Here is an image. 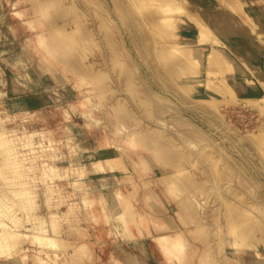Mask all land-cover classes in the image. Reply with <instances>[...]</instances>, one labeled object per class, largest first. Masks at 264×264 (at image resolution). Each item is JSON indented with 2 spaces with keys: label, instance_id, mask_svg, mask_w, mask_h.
<instances>
[{
  "label": "rangeland",
  "instance_id": "obj_1",
  "mask_svg": "<svg viewBox=\"0 0 264 264\" xmlns=\"http://www.w3.org/2000/svg\"><path fill=\"white\" fill-rule=\"evenodd\" d=\"M16 1L0 0V125L4 124L10 128L25 127L29 131L37 132L56 129L58 125L67 127L65 130L51 133L52 142L56 147L55 152L51 154L59 164L51 180L52 186L61 188L66 194L71 192L74 195L73 201L79 202L84 189L98 193L100 190L130 188L131 185L125 182L124 172L117 169L120 164L126 165L132 180L140 188H146L144 178L154 180L164 174L173 173L175 168L179 167L184 170L180 178L183 193L172 195L167 201L161 192L162 196L157 198L153 210L147 208L142 196H139L137 210L143 207L149 213L160 214L161 217L172 215L187 236L189 229L194 226L184 225L178 213L184 214V197L190 196L187 188H191V184L195 182L198 187L203 188V194H198L197 200L202 206L200 216L207 225L208 235L187 236L196 253L191 264H199L197 255L205 251L207 241L211 244L210 252L218 264H264V209L260 211L256 208L258 204L264 208V147H261L264 146V110L261 111L264 104V0H220L222 5L219 0H178L179 4H174L177 0H143L145 3L142 0H128L129 3L127 0H64L63 4L57 3L56 0H35L37 3L41 1V12L47 5H54L55 8L49 22L39 26L35 33L47 30L49 35V31L54 28L66 34L70 33L75 26L69 23L70 14L67 9L69 5L77 4L79 9L75 14L81 21L83 31L91 32L97 41V46L93 49L74 47L71 50L72 57L66 64L50 62L42 48L36 46L35 34L27 28L12 26V4ZM93 3L102 15L107 16L113 23L115 39H112L111 43L105 38L99 25L101 17L96 14ZM166 3L180 5L183 10L178 11L179 17L175 12L172 14L173 17H178L179 23L171 28L156 22L158 16L165 13L163 9L158 7L157 11L152 13L143 8V5L161 6ZM32 6L33 0H24L20 6L26 12V19L37 13ZM182 12L188 15L184 13V16ZM186 17H189L190 21ZM193 20L196 23L191 22ZM201 26H206L204 31H207L203 32ZM176 30L180 32L178 39L182 42L200 47L201 65L185 54L164 57V50L173 47L174 43L169 33ZM55 39L50 40L58 41ZM212 40L221 45H212L215 43ZM118 51L121 54H118ZM218 56H222L221 60ZM212 57L215 62L211 63ZM167 59L175 63H169ZM120 60H126L127 64L118 63ZM86 70H102L106 73L104 84L108 87L104 99L94 90L88 74L81 72ZM223 81L226 84H223ZM226 89L228 93H224L227 92ZM23 95L32 99L42 95L45 102L41 106L32 105L28 99L15 102V99ZM118 99L126 104L125 114L113 112V106L117 104ZM209 101L211 103H207ZM210 105L211 110L215 107L218 110L212 113L214 111H210ZM63 108L69 113L67 121L61 115ZM35 109L42 110L45 116H39ZM151 128L152 131H157L152 135L139 137L147 143V148L139 154L148 159L150 167L149 174L144 177L135 169V159L128 158L119 149L123 147V141L128 134L146 132ZM120 129L123 132L120 133ZM253 133L257 134L258 140L259 134L263 133V140L260 139L263 144H259L260 141ZM248 138L254 140L253 143H250L252 141ZM205 139L213 140L212 144ZM34 140L38 142L42 138L36 134ZM196 141L201 142L203 147L193 148L191 145ZM113 152L121 155L120 163L111 162L116 167L114 171L107 164H104L106 169L95 165L96 158L112 155ZM153 153L155 158H151ZM10 154L8 152L9 157H6L8 162L12 161L13 167ZM1 155L0 166L4 164L2 160L6 159V154ZM9 168L11 170L8 166L6 169L10 173ZM13 170L11 173L15 171ZM11 173L5 176L1 172L0 175H4L2 179H14L13 182L17 185L20 183L21 186H14L10 180L4 182V179L0 178V209L15 214L13 219L9 212H5L11 218L7 221L13 223L18 219L16 222L20 221L22 225L33 226L22 214L25 210L24 200L29 198V203L33 196L34 203L37 204L36 216L46 221L45 225L49 226V202L45 184L42 182L43 176L33 174L32 184L29 185L25 183L24 177ZM7 184L14 187H8ZM20 188L28 192L24 191L26 196L28 194V197L24 195V200L21 199L22 194L15 196L16 191H22ZM20 200H23L24 204H20ZM13 201L16 204H12ZM60 209L66 208L61 206ZM243 210L252 215L242 218ZM109 214L112 216L110 209ZM115 222L107 225L103 221L101 226L96 227H99L100 232L94 236L93 254L86 264H108L111 253H119V257L131 264L124 251L137 254L141 259L140 264H164L163 255L155 250V244L150 241L148 231L152 226L147 222L140 224L145 234L136 238L144 241L146 245V251L140 253L133 249L131 241L117 232ZM80 225L86 226V223L82 221ZM232 226L237 231H240V227L248 226L246 235L248 243L253 247L233 248L239 234H231ZM218 229L219 237L216 236ZM88 231L94 234L98 230ZM63 236L68 240L75 239L74 235L64 233ZM24 246L29 255L34 254L36 247L29 241L21 245L22 248ZM117 249L121 250L118 252ZM72 251L70 248L65 252V256L69 258L68 253ZM255 252H259L262 257L257 258ZM69 262L65 259L64 262L54 264H70ZM0 264L15 263L1 254ZM25 264L35 263L30 259Z\"/></svg>",
  "mask_w": 264,
  "mask_h": 264
},
{
  "label": "bare ground",
  "instance_id": "obj_2",
  "mask_svg": "<svg viewBox=\"0 0 264 264\" xmlns=\"http://www.w3.org/2000/svg\"><path fill=\"white\" fill-rule=\"evenodd\" d=\"M127 1H125V2H127ZM147 1L148 0H146V2ZM177 1H174V4H175V2H176V4L177 3L179 4V1L178 2ZM221 1H223V0H221ZM221 1H220V3L218 2L220 5H222ZM56 2L63 4L64 0H56ZM136 2H138V1H136ZM142 2L145 3V1H143V0H142ZM23 3H24V0H17L15 3L12 4L14 12H13L12 17H11V24H12V26L17 25L20 29L27 28V29H29V31L31 33L35 34L36 46L42 48L43 52L47 55V58L50 62L66 64L67 61L72 57L71 50L74 47L76 48V46H80L83 50H88L90 48L93 49L95 46H97V41L95 40L93 34L91 32L85 33L83 31L81 21L78 20L77 14H75V13H78L77 10L79 9V7H78L79 5L77 6V4H72V5L68 6L67 10H69V14H70L69 23L75 26L71 29L70 33H68L71 36H68V34H66V32L59 31V30H57V28H54L51 31H49V35L46 32L47 30L41 31L39 33H35L39 26L40 27L44 26L46 23L49 22V19L52 17V15L55 12L54 5H47L43 9V11L41 12L40 11L41 1L39 3H37V1L33 0L32 9L34 11H36L37 13L32 18L26 19V12L20 8V6ZM128 3H129V1H128ZM141 3H139V4H141ZM158 7L160 9H163L162 11H163V13L164 12L165 13L163 15L160 14L159 15L160 17L158 16V18L156 19V22H158L161 25L167 26V28H171L173 25H176L177 23H179V21H178L179 16L178 15L180 14V12H179V14H177V13L180 10L183 11L182 8L180 7V5H173V3H166V4L161 5V6L143 5V8L149 9L148 12H152V13L156 12ZM93 8H95L96 14L99 17H101V19H99V25H100L102 31L104 32V35L106 36L105 38H107L108 42L111 43L112 39L113 40L115 39L114 38L115 29H114L112 21L107 16L102 15L99 8L95 7L94 3H93ZM134 9L136 10V8H134ZM159 10H158V12H159ZM174 12L177 14L178 17H173L172 14H175ZM184 13L186 14V12H184ZM185 14H184V16L188 15V14H186V15ZM138 15L140 16L139 13H138ZM174 16H176V15H174ZM180 16H182V15H180ZM186 18L188 19V21H190L189 17H186ZM191 20H192V18H191ZM200 20L203 21V19H200ZM191 22H194V20ZM142 23H143V21H142ZM194 23H196V22H194ZM143 25H145V23ZM206 26H201L203 32L207 31V29H206V31H204L205 30L204 28H206ZM150 33H151V31H150ZM195 33H196V31H195ZM151 34H153V33H151ZM198 34H200V33H198ZM169 35H171L172 39H174V43H173V47L164 50V54H165L164 57L165 58L166 57H169V58L173 57V55H179L180 54V56H181L182 54H185L189 57H192L193 61L195 63H197V64L201 63V56H200L201 55V49L198 45H193V44H188L186 42H182L180 39H178L179 35H180V32L178 30H176L172 33H169ZM55 38L58 41H56V42L51 41ZM142 39H143V37H142ZM144 39H146V38H144ZM155 39H157V37H155ZM201 39H199V44H200ZM146 40H148V39H146ZM146 40H144V41H146ZM153 40H154V38H153ZM160 41H163V40H160ZM212 42H215V40L214 41L212 40ZM213 44L215 45L216 42L212 43V45ZM154 45H156V44H154ZM216 45H219V43H217ZM153 50H155V48ZM118 54H121L120 51H118ZM220 57L222 58V56H218L219 60H221ZM210 60H211V63L213 61L215 62V59L213 57L210 58ZM166 61L169 63H171V62L175 63L171 59L170 60L167 59ZM118 63L127 64V61L126 60H120ZM200 68L202 69V67H200ZM81 72H85L88 74L89 80H91V84L93 85L94 90L99 92V94L101 95V96H99L100 98L104 99L106 94H107V91H105V90L108 87V85L104 84V80L107 78L106 73L102 70H97V71H90V70L87 71L86 70V71H81ZM137 74H139V73H137ZM254 78H255V76H254ZM242 79H244V78H242ZM255 79L257 80V78H255ZM191 81L193 82V80H191ZM191 81H189V82H191ZM196 81L199 82L198 80H194V82H196ZM82 82H85V81H82ZM206 83L207 82H205V84ZM257 83H259V82H257ZM36 84H38V82ZM223 84H226V82H224ZM223 86H225V85H223ZM205 87H206L205 89H207V86H205ZM224 88H226V87H224ZM226 90H227V92H224V93L229 92L228 89H226ZM226 90H224V91H226ZM10 98H12V97H10ZM149 98H150V96H149ZM155 98H157V97H155ZM27 99L33 103L32 105H37V106H41L45 102V99H44V97H42V95L36 96V97H34V99L30 98L28 95L27 96L23 95L21 98L19 97V98L15 99V102H19L20 100H27ZM157 100L160 101V99H157ZM90 102H92V101H90ZM207 103H211V102L209 101ZM212 103H214V102H212ZM262 103H264V99H263ZM254 104L258 105L257 103H254ZM262 107L264 108V104ZM211 108H212V106L210 105V111L218 110L216 107L212 110H211ZM263 108L261 109V111L264 110ZM126 109H127L126 104L123 103V101H121L120 99H118L117 104L113 106V112L115 114H121V115L125 114ZM169 109L173 110L170 107H169ZM34 111L36 113H38L39 116H41L42 114L43 115L45 114V113H43L42 110L39 111V110L35 109ZM175 111H176V109H175ZM215 111L212 113H215ZM68 114H69L68 111L65 108H63V110L61 111V115L65 121H67L69 119ZM90 114H91V112L89 113V116H90ZM217 115H218V113H217ZM47 116H49V115H47ZM217 117H219V116H217ZM176 119H178V118H176ZM0 121H1V119H0ZM184 122H185V119H184ZM190 125H192V124H190ZM163 127H165V126H163ZM65 128H67V127L66 126L61 127L58 125L56 129L50 128V130L47 129V130H43V131L41 130V131L37 132V131H29L25 127L24 128L23 127L22 128H10L4 124L0 125V158L2 156L1 154H3V153L6 154L4 156L6 159L3 157V159H5V160H2V161H4L3 163L5 165L2 164L1 165L2 168L0 166V173L2 172L5 176H9V174L11 173V170H13L15 168L14 170L18 171V172H15L13 170L14 172L11 174L14 175V173H18L17 176H20L21 178L24 177L26 179L25 183H27L29 185H30V183L32 184L33 174H37V173H38V175L40 174V176H43L42 182H44L43 184H45L46 192L48 195V202H49L47 205L48 209H49V213H48L49 226H46L45 225L46 221L40 220L35 214V212L37 211L36 210L37 204L34 203L35 197L33 198V196H32L31 197L32 199L28 203L27 201L29 200V198H27L28 200L26 199L27 201L24 200V197L26 196L25 195V192H26L25 189H24L25 192L22 190V188H20L22 190V191L20 190L21 192H19V190H18V192L16 191L15 194H17V195H15V196L17 197L18 195L22 194L23 198L21 196H19V197H21V199L24 200V203L26 202L25 204L22 203L23 200L22 201L20 200V202H19L20 204L25 205V206L21 205V206L25 207V210L23 207L22 208L20 207L21 209L24 210V212L22 213L23 217L27 222L31 223L33 226L22 225L19 223L20 221L16 222L18 220L17 218H16L17 219L16 221L13 220L14 221L13 223L8 222L7 219L9 218V216L5 212H9V210L3 212L0 209V256L2 254L8 259H12L13 263H15V264H25L30 259H32L35 264L61 263V262H64L65 259L70 261L69 262L70 264H86L87 260L90 259L92 257V254H93L92 250H94V245H95V242L93 243L94 236L97 235L98 232H100V229H98L99 227L98 228H96V227L101 226V223L103 221L107 225H109V224L111 225L112 222L116 221L115 223L117 224L116 225L117 232L119 231V233L125 239H128L129 241H131L133 249L137 250L140 253H143V251H146V247H145L146 245H144V241H142L136 237L139 235L145 234L141 230L140 224H145L147 222L149 224V226H152V228L148 231L150 238H151L150 241L155 244L154 245L155 250L158 251L161 255H163L164 258L162 260H163L164 264H191L192 261L194 260V258L196 257V253L193 251V249L191 247L192 243H191V241H189L187 236L195 237L196 235H204V234L206 236L208 235L207 225L204 223V219L200 216V210L202 209V206L200 203H198V200H197L198 194H199V196H202L203 188L198 187L199 185H196V183L193 182L190 186L191 188H187V193L190 192V196H188L187 198L185 196L184 201H183V211H184L185 217H184L183 213L182 214L178 213L179 219L181 220V222L184 225L190 224V225L194 226L193 228L189 229V231H188L189 234L187 236L185 235V231H183L180 228L179 223L174 220V217L172 215L167 214V215H162V217H161L160 214L149 213L147 210H144L143 207L140 210H137V208H136V204H137L139 196H142L143 202L147 206V208L153 210V206L155 205L157 198H159V196L160 197L162 196V194H160L161 192H163V194H164L163 196H165L167 201L172 197V195L177 196V194L179 192H182L183 188L180 185V178H181V175L183 174L184 170L179 169V167L175 168V171L173 173L164 174L161 177L159 176L158 178H156L154 180L150 179V178H144L143 183L145 184L146 188H140V186L135 181L132 180L131 176L128 173L129 171H128V168L126 167V165H121V164L118 165L117 164L118 165L117 169L119 168V170L124 172L125 182H127L128 184L131 185L130 188H115V189H110V190H105V191L100 190L98 193L92 192L89 189H84L82 192L83 195H82L81 200L79 202L73 201L72 197L74 195L71 192H68L66 194L64 192V190H62L61 188H54V186H52V183H51L52 177L54 176V174H56V171L59 167V164L55 162L56 161L55 156H52V154H51L52 152H55V149H56V147L54 146V144L52 142V134L51 133L57 132V130H58V132L65 130ZM190 129H191V127H190ZM156 131L155 130L152 131V128H151L149 131H146V132L145 131H143V132L137 131V132L130 133V134H128V136L123 141L124 142L123 147H121L119 149V150H121V152L123 151L127 155L128 158L135 159V161H134L135 169L140 171L141 175H143L144 177L147 174H149L150 167H148V159L142 155H139L143 151V149L147 148V143L145 142V140L139 139V137L146 135V134L152 135ZM168 131H170V130L168 129ZM263 131H264V129H263ZM119 132L121 133L123 131L120 129ZM263 133L259 134L260 136L258 135L259 140L257 138V134L254 135V133H253V135L256 136V139L258 141H260V139H262L261 137L263 136ZM36 134L41 136L43 141L40 140V141L36 142L34 140V137L36 136ZM158 134H160V133H158ZM201 134H202V132H201ZM202 136H203V134H202ZM205 136H206V134H205ZM254 136L252 137V139H254ZM250 138H248V140L252 141L250 143H253V141L255 139L252 140ZM245 139H247L246 136H245ZM262 140L260 141V143L259 142L258 143L263 144ZM206 141H205V143H206ZM207 142L208 143L211 142V144H212L213 140L207 141ZM191 146H194L193 148L199 149V148L203 147V144L201 142L196 141V142H193ZM188 147L190 149V146H188ZM261 147H264V146L261 145ZM8 152H9V154L11 153L10 155H12L11 159H13V167L11 166L12 161H11V163H10V161L8 162V158H7V157H9L7 155ZM43 153H45V154L41 155ZM203 153L205 155V152H203ZM120 158H121V155L118 152H113L112 155H106L103 158H96V160H94V163L97 167L99 166L102 169H106L104 164H107L110 166L109 168L112 171H114L116 169V167L113 164H111V162L116 161V162L120 163V160H121ZM136 158H138V159H136ZM151 158H155L154 153L151 155ZM217 160H218V158H217ZM2 161H1V163H2ZM7 162H8V164H7ZM6 165L8 167H11V170L9 168L10 173L7 171ZM4 168L6 171L3 170ZM3 176L0 175V178ZM5 180H8V181L10 180V182H13L14 179L11 180L10 178L9 179L6 178V179H4V182H7ZM77 183H79V181H77ZM9 185H11V184H9ZM9 185H8V187H9ZM14 186L18 187V186H21V184L18 183V185H17L16 183H14ZM14 186H12V187H14ZM155 186H158L161 188H153ZM192 186H196V187L192 188ZM140 190H142L143 193ZM75 191H77V190H75ZM22 192H24V194ZM26 193H28V192H26ZM216 193L218 194V190ZM29 196H31V195L29 194ZM26 197H28V194ZM13 198H14V195H13ZM12 204H16V202H14ZM26 205H28V206H26ZM61 206H64L66 209L61 210L60 209ZM256 206H257L256 208H258V210H260V211L262 209H264L263 206H261L260 204H258ZM15 207H17V206H15ZM109 209L112 212V216L109 214ZM11 213L12 212H9V214L11 215V218L15 219L14 218L15 214H11ZM251 215L252 214L246 210L243 212L242 218H245V217L249 218ZM11 218H9V220ZM242 218H240V220H242ZM19 219H21V218H19ZM82 221L86 223V226L80 225ZM88 229H95V231L96 230H98V231H96L94 234H92L90 231H88ZM230 229H231V234L234 232L233 233L234 236H236V235L238 236V234H239V236H238L239 238L233 244V248L235 247L238 249H243V248H248V247L250 248L251 246L253 247V245L248 243V239H247L248 237L246 235V233L249 229L248 226L247 227L246 226L240 227V231H237L235 228H233V226ZM64 233H66L67 235H74L75 239L74 240L66 239L63 236ZM216 236L219 237V229H218V232H216ZM27 241H29V243L32 244V246L36 247L35 252L32 255H29L27 253L25 246H24V248L21 247V245L25 244ZM122 241H124V240H122ZM219 243H221V238H219ZM205 244H206L205 251L203 253L197 255V260H198L199 264H218L216 262V260L214 259L212 253L210 252V247H211L210 242L207 241ZM70 248L73 251L71 253H68V255L70 256L68 258L65 256V252L68 251ZM120 250L121 249H117L118 252ZM124 253H125L126 257H128L127 259H129L131 261V264H140L141 259L139 257H137L136 255L129 253L127 251H124ZM255 256L257 258L262 257V255L259 252H255ZM108 264H127V262L122 257H119V253H118V255L115 253H111V255L109 256Z\"/></svg>",
  "mask_w": 264,
  "mask_h": 264
},
{
  "label": "crops",
  "instance_id": "obj_3",
  "mask_svg": "<svg viewBox=\"0 0 264 264\" xmlns=\"http://www.w3.org/2000/svg\"><path fill=\"white\" fill-rule=\"evenodd\" d=\"M136 256H138L137 254H135Z\"/></svg>",
  "mask_w": 264,
  "mask_h": 264
}]
</instances>
